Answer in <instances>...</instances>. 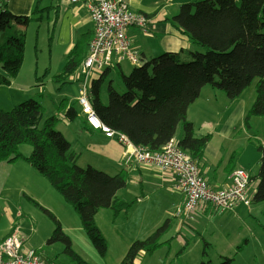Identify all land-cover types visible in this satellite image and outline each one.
I'll list each match as a JSON object with an SVG mask.
<instances>
[{
    "label": "trees",
    "instance_id": "trees-1",
    "mask_svg": "<svg viewBox=\"0 0 264 264\" xmlns=\"http://www.w3.org/2000/svg\"><path fill=\"white\" fill-rule=\"evenodd\" d=\"M51 9L52 6L40 8L37 5L30 15H17L5 5L0 8V85L10 86L18 77L24 62L29 24L48 22ZM170 21L200 51H167L142 60L129 73L119 68L125 60L115 61L90 83L91 104L104 124L124 133L135 145L151 151L161 150L182 126L184 136L178 140L179 146L199 161L211 136H197L187 114L205 86L224 91L230 101H235L256 81V98L246 120L264 116V0L188 2L181 5ZM54 31L55 24L49 43ZM93 34L94 23L93 30L82 33L67 53L61 71L54 78L62 85L60 89L71 83L68 79L74 74L78 75L88 57ZM113 67L119 69L124 91H119L111 80L107 88L109 102L105 104L101 98L102 86ZM5 110L0 107V163L24 159L47 178L74 207L95 249L105 256L108 241L96 223V215L101 209H111L115 217L131 206L119 197V192L127 187L129 173L121 171L111 175L90 165L78 166V154L54 128L56 118H48L41 125L44 108L40 100L30 98L10 111ZM67 114L70 120L77 117L73 107L68 108ZM25 144L32 146L28 157L20 151ZM258 151L261 155L259 171L255 176L250 175V182L258 180L251 199L253 203L264 201V144H258ZM41 208L56 224L49 243H64L67 255L75 264H92L74 250L72 239L53 212ZM170 227L171 220L167 219L146 239L134 241L121 264H134L141 252L152 254L162 247V237ZM205 246L210 244L205 242ZM237 251H241L239 246ZM204 257H207V250H204ZM223 258L220 263L208 258L199 264H232V258Z\"/></svg>",
    "mask_w": 264,
    "mask_h": 264
},
{
    "label": "rangeland",
    "instance_id": "rangeland-1",
    "mask_svg": "<svg viewBox=\"0 0 264 264\" xmlns=\"http://www.w3.org/2000/svg\"><path fill=\"white\" fill-rule=\"evenodd\" d=\"M127 5L129 4L127 3ZM45 24V22L37 21H32L29 24L21 71L11 87H0V102L2 103L0 107L10 111L27 99L40 100L44 108L41 125L46 119L55 117L54 128L65 136L71 143L72 149L78 154L77 165L88 167L91 164L90 161L101 162L103 159L92 148H89L90 133H83L84 129L81 127L84 115L78 97L82 88L92 77L90 74L88 77L83 74L77 76L74 74L68 79L71 83H67L60 89L62 85L56 83L54 78L61 71L66 58L61 49L55 47L53 51L51 50L48 41L50 34L45 29ZM197 51H200V48ZM135 52L140 60L139 49L136 48ZM129 62L132 69L137 64L131 60ZM141 62L140 60L139 63ZM115 67L108 74L102 90L105 104L109 102L107 86L110 80L119 91H124L121 74ZM215 92L220 94L218 90ZM247 92L257 94L255 82L251 84L245 94ZM222 94L227 96L225 92ZM11 99L12 102H9ZM70 107L77 111V117L71 120L67 114ZM229 108L219 97L215 98L212 103L205 102V106L196 109L193 114V117L198 121L196 130L209 133L210 131L230 129L229 161L233 163L243 161L244 169H251L255 175L260 167L261 155L258 151V144H264V116H252L247 121L246 116L250 107L245 108L242 114L238 113L237 116L228 120ZM221 134L216 137L222 138ZM81 147L84 149L82 156L79 157L78 149ZM23 148L26 156L32 153L30 144H25ZM9 164H15V162H1L0 164V235L6 234L7 231H14L11 234L19 236L26 248L39 250L47 259L48 254L58 264H75V262L67 255L64 243H49L56 224L53 218L41 208L42 205L58 218L64 231L68 232L67 234L74 241V250L83 259L92 264H121L129 246L134 241L146 239L168 218L172 217L170 215L171 204L178 200V194L172 192L173 190L155 186L143 187V182L138 181L140 176L136 175L120 193V197L125 202L131 203V206L115 215L112 221L113 225L100 222L108 241L107 254L101 256L86 234L74 207L50 184L48 179L27 163L43 180V184L39 188L31 182V178L22 177V174L17 173L14 167ZM103 169L108 171L107 173L112 171L110 168ZM174 190L178 191L175 187ZM25 191H30L37 201H41V204L34 198L32 199ZM242 207L243 205L234 211H220L215 208L218 213H214L210 219H206L208 220L206 223L203 222L205 230L202 232H197L192 227V229L185 227L182 231L183 234L178 235L176 227L171 229V222V230L169 229L162 237V240L168 239L170 243H165L152 254L141 252L134 264H199L205 259L204 250H207L211 262L220 263L224 261V258H220L221 249H224L227 243L236 241L238 233L248 235L250 242L248 244L247 239H238L241 251L236 254L237 244H235L228 254L229 258L233 259L232 264H264V201L254 202L250 209ZM105 210L111 211L110 209ZM111 212L113 214V211ZM25 241L30 247L26 245ZM212 241L216 242L218 247L209 243ZM205 242L210 244L211 248L209 246L206 248ZM50 262L55 264L53 261Z\"/></svg>",
    "mask_w": 264,
    "mask_h": 264
},
{
    "label": "crops",
    "instance_id": "crops-1",
    "mask_svg": "<svg viewBox=\"0 0 264 264\" xmlns=\"http://www.w3.org/2000/svg\"><path fill=\"white\" fill-rule=\"evenodd\" d=\"M37 1L38 0H6L5 6L8 10H10L12 13L17 15H30L37 5L40 8L52 6V9L50 10V14L48 17V22L44 21L46 23L45 29L48 30L49 34L52 25L55 24L53 40L51 43H49L50 48L52 51L54 50L55 47L61 49L62 53L65 55L66 58L67 53L74 46L79 36L82 33L93 30V23L90 18L88 6L86 4L87 2L82 1L77 4H69L66 2V0H40V2ZM123 1L127 2L129 6L134 10L143 13L150 18L149 26L146 29L130 27L127 30V35L131 41V44L135 49L138 48L140 51L141 61L142 60L145 61L150 58L157 57L158 54H162L163 52H167V51L186 52L189 50L190 51L199 50V48L192 45L189 42L187 36L182 34L170 21V19L173 18L179 12L181 5L188 2H196L195 0H123ZM129 61L130 60H125L123 63H121V66L119 67L121 72L129 73L132 70V66L128 64ZM100 74L101 73L94 72L92 74V77L97 78L99 77ZM90 83L91 80L87 82V85L89 86ZM12 84L8 87H11ZM105 84L106 82L103 84L102 90ZM1 86L3 85H0V87ZM208 87L211 86H205L202 89L199 98L189 106L187 118L190 122L194 124L195 134L197 136H203L207 134H210L212 136L211 140L209 141V143L205 148L203 158L199 160L198 163L201 169V173L207 179L209 185L214 189H221L229 185L230 176L237 168L244 169L243 167L244 163L241 160L238 163H233L232 161H229V148L231 145L228 141L230 138L229 134H231L230 129H224L215 132L210 131L209 133L196 130V124L198 121L193 117V114L196 109H201L202 107H204L205 102L212 103L215 98L219 97L223 100L226 106L230 107L229 108L230 113L228 117V120H230L234 116H237L238 113L242 114L245 108H250L256 98V94H254V92H247V94H245L247 89H249L250 87L249 86L237 100L230 101L227 96L222 94V92L224 91L215 88L216 90L220 91L219 92L220 94H217V92H215L216 90H210L213 88H208ZM12 99L9 100V102H12ZM102 101L104 102L103 98ZM1 104L2 103L0 102V106H2ZM85 121L86 120L83 116V124L81 127L84 129L82 130L83 133L86 132L90 133L89 141L91 142V144H89V148H92V150L95 153L103 157L101 162L90 161L91 162V164H89L90 166L99 168V170L101 169L102 171L104 170L103 168H110L112 169V171L109 173L114 175L120 173L121 171H127L129 173L128 183L136 175H139L140 177L138 178V181L139 182L141 181V183L143 182V187L155 186L158 188L169 189L170 191L173 190L172 192H176L178 194V200L176 203L171 204L170 215L172 217L168 218V219H172L171 229L173 227H176V230L178 231V235L183 234L182 231L185 227H188L190 229L193 228L197 232H202L203 230H205L203 222L206 223L208 221L206 219H210V217H212L214 213H218L215 207H213L211 204L202 203L201 206H199L195 212H192L190 216L187 215L184 211H180L184 202V195L183 193L181 194L180 192L174 190L173 185L175 182V176L173 172L162 171L151 164L122 162L121 152L123 151L121 144H119L115 139L108 138L102 131L93 130ZM204 125H206V123H204ZM220 133H222L221 134L222 138L221 137L217 138L216 136L220 135ZM183 136H184V129L182 126H179L175 139L179 140ZM23 147L24 145L20 147V151L24 155V157H28L25 155L26 153L24 152ZM83 149L84 147L78 149V152H80L79 157L82 156ZM16 161H14L15 164H9V165H12L17 173H21L22 177L31 178V182H33V184L41 188L43 184V180L36 174L35 172L36 169L32 166L35 169L34 170L30 165L27 164L28 162H26L23 159H17ZM3 162L13 163L7 161H3ZM245 170H247V172H249L251 176H255L258 173L257 172L254 175L251 169H245ZM257 171L259 170L257 169ZM257 184H258L257 179H252V181L250 182L249 191H248L250 198L253 197ZM121 191L119 192V197ZM25 192L29 194L32 197V199L34 198V200L37 201V199L31 195L30 191H25ZM37 202L41 204V201H37ZM253 204L254 203L252 204L250 203V205H245V206L243 205L242 208L250 209V207H252ZM111 211H106L105 209H101L97 213L96 223L98 226H100V222L113 225L112 221L114 220V216ZM108 226L109 228H111L110 225ZM101 230L103 234H105L102 227ZM13 232L14 231H7L6 234L0 235V241H2L6 236H8ZM243 238L247 239L249 244L250 237L246 234L238 233L236 235V241L227 243L226 247L224 249H221V252L219 251L220 258L229 257L230 255L228 254H230V250L233 249V246L237 244L238 247L239 244V242H237L238 239H243ZM72 242H73V247H75L74 241ZM162 242L164 245L165 243H170V240L168 239L165 241L162 240ZM25 243L27 246H29L26 241ZM209 243L212 246L218 247V244L214 241ZM211 245L209 246V248H211ZM34 248H41V247H34ZM237 253L239 252L236 251V254ZM47 257L50 261H53L55 264H58L55 261V259L50 257L48 254ZM205 259H208V252H207V257Z\"/></svg>",
    "mask_w": 264,
    "mask_h": 264
},
{
    "label": "built area",
    "instance_id": "built-area-1",
    "mask_svg": "<svg viewBox=\"0 0 264 264\" xmlns=\"http://www.w3.org/2000/svg\"><path fill=\"white\" fill-rule=\"evenodd\" d=\"M88 2L89 13L94 23V34L90 41L88 57L78 71L86 77L102 72L115 61L131 60L139 63L135 48L127 35L130 27L146 29L150 18L140 13L123 0H66L69 4ZM6 0H0V8ZM94 78V77H92ZM91 78V79H92ZM86 84L78 97L82 113L93 130L102 131L108 138L122 146V162L151 164L162 171H171L175 176L174 187L183 193L184 202L180 211L187 215L195 212L201 204H211L220 211H234L241 205H250V173L237 168L230 176L228 186L212 188L202 175L198 161L194 160L173 137L161 150L151 151L135 145L124 133L104 124L96 115ZM0 264H53L36 249L26 248L16 234L0 241Z\"/></svg>",
    "mask_w": 264,
    "mask_h": 264
},
{
    "label": "clouds",
    "instance_id": "clouds-1",
    "mask_svg": "<svg viewBox=\"0 0 264 264\" xmlns=\"http://www.w3.org/2000/svg\"><path fill=\"white\" fill-rule=\"evenodd\" d=\"M140 60H141V58H140ZM93 79H94V78L91 79V82H92Z\"/></svg>",
    "mask_w": 264,
    "mask_h": 264
}]
</instances>
